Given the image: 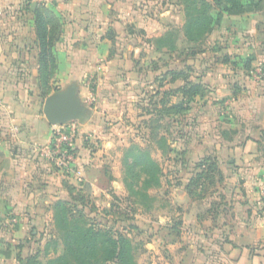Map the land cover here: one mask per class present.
Wrapping results in <instances>:
<instances>
[{"label": "crops", "instance_id": "1", "mask_svg": "<svg viewBox=\"0 0 264 264\" xmlns=\"http://www.w3.org/2000/svg\"><path fill=\"white\" fill-rule=\"evenodd\" d=\"M138 2L0 0V264L21 263L37 234L36 226L51 222L53 205L67 200V185L81 190L88 184L102 190L90 171L102 166L103 154L113 144L109 126L117 121L126 126L127 118L135 114L131 111L138 86L155 87L159 90L154 91L156 96L170 87L171 103L179 102L178 77L172 74L163 82L157 78L156 69L164 55L157 52L155 40L164 30L156 15L163 9L155 2ZM39 5L59 25L52 46L56 70L50 85L58 92L74 86L85 109L84 116L76 120L74 157L67 170L42 160L38 152L50 142L54 126L42 110L45 98L54 91L43 96L38 80L34 11ZM218 13L221 19L216 33L225 34L230 56L194 79L202 93L186 104L185 119L180 123L178 118L173 120L184 131L172 144L182 158L179 171L184 174L182 166L187 168L182 183L173 187L181 193L180 202L190 206L187 218L193 233L198 228L197 204L206 212L213 202L190 197L185 186L200 160L211 158L217 165V160L229 158L227 174L233 180L221 204L231 210L232 218L219 225V260L205 264H264V215L257 212L263 205L258 195L264 191V177L260 176L264 168L255 165L260 143H264V80L250 75L264 57V31L248 13ZM150 63L155 65L153 79L150 67L140 71ZM213 231L206 240L207 254L214 251Z\"/></svg>", "mask_w": 264, "mask_h": 264}, {"label": "rangeland", "instance_id": "2", "mask_svg": "<svg viewBox=\"0 0 264 264\" xmlns=\"http://www.w3.org/2000/svg\"><path fill=\"white\" fill-rule=\"evenodd\" d=\"M143 1L148 5L155 2L163 9L156 15L164 30L155 40L157 52L164 55L156 65L157 78L163 82L172 72L178 77L181 103L187 96L181 89L188 88L187 84L195 83L194 79L201 72L214 70L230 56L225 34L216 33L221 19V13L217 12L223 6H215L211 0H206L204 5L199 0H139L141 4ZM244 3L245 13L255 17L258 28L264 31V0H244ZM207 11L216 19L211 27L187 29L189 22L200 19ZM139 32L137 30V34ZM261 52L264 53V47ZM171 53L173 59L168 57ZM262 65L264 57H260L253 68ZM147 67L142 65L140 71L150 67L149 75L153 79L155 65L150 63ZM170 89L165 88L156 96L155 87L138 86L131 111L135 114L127 118L126 126L118 121L109 126L113 144L103 154L102 166L90 171L97 180L96 186L102 190L88 184L81 190L76 187L67 198L68 204L61 209L68 221L52 220L36 226L37 234L32 237V245L24 256L32 257L31 264H188L190 261L205 264L208 260H219V225L223 220L225 224L228 220L231 222L232 218L231 210L221 204L233 180L227 174L229 158L217 160V170L211 178L204 179L202 175L200 184L192 189V198L200 202L211 200L213 204L207 206L206 212L202 204H197L195 224L198 228L190 233L192 224L187 218L190 206L180 202L181 193L173 187L182 183L181 177L185 176L187 168L182 166L184 174L179 171L182 158L177 154V146L172 145L184 135L173 120L178 118L180 123L188 108L182 103L181 111L171 109ZM143 115L146 118L142 119ZM259 149L255 165L264 168V143H260ZM238 163L246 164L242 160ZM195 173L191 178H195ZM262 182L264 185V179ZM258 197L263 205L257 212L264 215V191ZM209 231L216 236L212 242L214 251L207 254ZM115 247L122 249L119 260L112 255Z\"/></svg>", "mask_w": 264, "mask_h": 264}, {"label": "trees", "instance_id": "3", "mask_svg": "<svg viewBox=\"0 0 264 264\" xmlns=\"http://www.w3.org/2000/svg\"><path fill=\"white\" fill-rule=\"evenodd\" d=\"M204 5L206 0H199ZM215 6H223L218 11H235L237 13H244L245 12V3L244 0H211ZM218 13V12H217ZM35 15V33L36 38L38 40V46H39V53H38V72H39V85L40 89L42 90L43 96L48 95L51 90L54 92H58L57 88L52 89L50 86V81L54 76V72L56 70V61L55 57L52 53V46L53 42L55 40L56 34L58 32V22L55 18V16L47 10L43 5H39L36 7L34 11ZM213 20L216 21V19L213 17L212 14L208 13V11L205 13V15H202L200 19H197L194 22L188 23V30H192L194 26L202 28V30H206L209 27H211ZM228 60V59H227ZM227 60H224L223 62H226ZM173 74V73H172ZM174 78L176 77L175 74H173ZM185 90L181 89L183 94H186L185 100L183 102H179L176 104H172L171 109L172 110H178L181 111L182 103L188 104V101L197 95H200L202 93V88L199 83H188ZM177 91H180V87H178ZM188 107L186 106L185 109ZM196 173L195 178H190L185 186V190L187 194L191 197L194 196L193 190L196 186L200 184L199 178L202 177L204 179L211 178V174L216 169V163L211 158H204L200 160L196 164ZM208 177V178H207ZM68 193L70 196V193L74 190H76V187L72 185H67ZM69 200H63V201H57L53 205V220L57 221L58 223H63L68 221L65 217V213H62V208L65 207V205L68 204ZM63 221V222H62ZM76 228V227H75ZM87 230H90V228H86ZM68 234L70 232L68 231ZM68 236V235H67ZM118 250L117 252L115 251ZM115 249L112 251V255L116 257L117 260L120 259L119 253L122 254V249L115 247ZM31 258L32 257H24L20 259V262L31 264Z\"/></svg>", "mask_w": 264, "mask_h": 264}, {"label": "built area", "instance_id": "4", "mask_svg": "<svg viewBox=\"0 0 264 264\" xmlns=\"http://www.w3.org/2000/svg\"><path fill=\"white\" fill-rule=\"evenodd\" d=\"M250 75L257 80H264L263 67H255L250 71ZM77 131L76 120L62 125H54L50 142L38 148L40 158L55 164L60 170L70 169L74 157L73 143Z\"/></svg>", "mask_w": 264, "mask_h": 264}, {"label": "water", "instance_id": "5", "mask_svg": "<svg viewBox=\"0 0 264 264\" xmlns=\"http://www.w3.org/2000/svg\"><path fill=\"white\" fill-rule=\"evenodd\" d=\"M42 110L45 118L52 125L66 124L69 121L80 119L85 114L84 107L76 97L74 86L48 95L44 100Z\"/></svg>", "mask_w": 264, "mask_h": 264}]
</instances>
